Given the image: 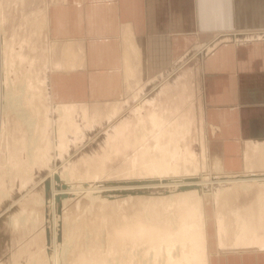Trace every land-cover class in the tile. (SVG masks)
I'll return each instance as SVG.
<instances>
[{"label": "rangeland", "instance_id": "374dc122", "mask_svg": "<svg viewBox=\"0 0 264 264\" xmlns=\"http://www.w3.org/2000/svg\"><path fill=\"white\" fill-rule=\"evenodd\" d=\"M49 1L0 0V264H53L52 212L47 202L50 195L45 197L43 184L49 181L54 168L59 177L66 173L72 184L81 182L98 187L160 176L165 180L184 174L213 177L264 172V140L243 143L233 167L209 154L207 141L212 136L203 121L197 76L192 72L180 70V76L170 72L163 83L137 87L127 84L123 99L121 96L101 102L93 97L86 99L87 90L80 88L83 83L74 90L61 89L55 92L61 97H53L47 78L58 67V61L57 43L50 38L45 19ZM215 35L218 40L225 33ZM210 43H202L191 52L193 62L208 50ZM19 84H24L28 92L22 94L23 102H29L28 106L21 104V108L25 111L30 108L34 117L40 114L38 133L35 129L29 133L12 108V96L20 93ZM97 92L93 90L94 94ZM64 98L71 101H61ZM33 106L37 107L35 111ZM32 135L38 140L33 148L27 142ZM217 160L219 165L215 164ZM60 180L52 183L54 186L64 183ZM262 185L242 190L232 184L227 190L214 191L219 192L214 197L209 194L197 197L193 190H188L178 196L182 201L173 202L175 206L167 205L168 198L157 193L149 197L145 193L118 196L108 192L91 198L83 191L70 196L68 202L58 200L54 212L58 218L55 241L64 240L69 247L66 254L58 251L56 262L237 263L241 257L228 258L227 254L264 246ZM51 190L50 186V194ZM223 190L225 195L228 193L226 196ZM191 193L196 197L189 199ZM103 194L109 196L105 198ZM165 214L167 218L176 214L177 220H168ZM172 219V223L178 224L173 226ZM174 230L180 235L176 236ZM188 243L192 251L186 250L184 257L171 254V248L181 244L179 248L184 250ZM163 244L171 252L167 259L163 257V248L167 250ZM202 250L204 260L199 257Z\"/></svg>", "mask_w": 264, "mask_h": 264}, {"label": "crops", "instance_id": "0c3cea01", "mask_svg": "<svg viewBox=\"0 0 264 264\" xmlns=\"http://www.w3.org/2000/svg\"><path fill=\"white\" fill-rule=\"evenodd\" d=\"M47 5L48 34L57 43L58 67L48 76L53 97L83 83L86 99H123L127 84L163 83L170 72H192L212 136L210 155L233 167L243 143L264 140V0H50ZM218 33L225 36L215 40ZM209 41L193 62L191 52ZM255 250L227 256L241 257L238 264H264V247Z\"/></svg>", "mask_w": 264, "mask_h": 264}, {"label": "bare ground", "instance_id": "6f19581e", "mask_svg": "<svg viewBox=\"0 0 264 264\" xmlns=\"http://www.w3.org/2000/svg\"><path fill=\"white\" fill-rule=\"evenodd\" d=\"M47 12V11H46ZM46 12H45V16H46ZM46 19V18H45ZM44 20V19H43ZM44 21H46V20H44ZM42 26V25H41ZM44 29V28H43ZM42 30V29H41ZM128 36V35H127ZM127 36H125V38L127 37ZM129 37V36H128ZM127 37V38H128ZM126 38V39H127ZM129 39V38H128ZM126 42L127 41H125V44L124 45H127L126 44ZM129 43V42H128ZM131 44H133V43H131ZM123 45V46H124ZM124 48H127V47H125L124 46ZM136 48V47H135ZM128 49V48H127ZM6 50V49H5ZM125 51V50H124ZM4 52V51H3ZM7 52V51H6ZM4 54V53H3ZM2 54V55H3ZM6 56H7V54H5ZM69 56V55H68ZM126 57V56H125ZM68 58V57H67ZM66 59V58H65ZM76 59V58H75ZM2 60H4V59H2ZM5 61V60H4ZM76 61V60H75ZM64 62V61H63ZM65 64V63H64ZM62 65V64H61ZM72 65V64H71ZM3 67V66H2ZM3 70V69H2ZM50 71V70H49ZM48 79V78H47ZM49 81V80H48ZM127 81V80H126ZM25 84V83H24ZM24 84H19V88H20V93H18V94H14L15 96H12V97H14V104L12 105V108L13 109H15V111L17 112V116H19L21 119H20V122L21 123H23V124H25L26 126H27V129H28V132L30 133V132H32V131H34V129H35V131H37L36 130V128H38L39 127V125H40V123H41V117H39L40 116V114H39V116L37 115V117L35 116H32L33 114H32V112H31V114H30V112H29V110H30V108H29V110L27 111H25V110H23L22 108H24V107H22L21 108V104H22V106H24V103H27V104H25V105H27L28 106V104H29V102H23V99H25V97L24 96H22V94H24V92L26 91L24 88ZM124 86H125V84H124ZM18 87V86H17ZM35 87V86H34ZM4 88V87H3ZM38 88V87H37ZM40 88V87H39ZM27 89V88H26ZM31 90V89H30ZM29 91V90H28ZM35 91V90H34ZM33 90H32V92H34ZM37 91H38V89H37ZM37 91H35V92H37ZM19 92V91H18ZM30 92V91H29ZM25 93H28L27 91L25 92ZM31 93V92H30ZM11 94V93H10ZM32 94V93H31ZM30 94V95H31ZM12 95V94H11ZM26 96V95H25ZM11 97V98H12ZM32 97H33V95H32ZM36 96H34V98H35ZM10 98V99H11ZM29 98H31V97H29ZM28 99V98H27ZM36 99V98H35ZM7 100V99H6ZM13 100V99H12ZM11 100V101H12ZM22 100V101H21ZM28 101V100H27ZM29 101H30V99H29ZM12 104V103H11ZM33 104H35L36 105V103H33ZM38 104V103H37ZM9 105H10V103H9ZM8 105V106H9ZM6 107V106H5ZM34 108H32V109H34V111L37 109V107H36V109H35V106H33ZM3 109V108H2ZM31 109V110H32ZM60 109V108H59ZM58 109V110H59ZM65 110V109H64ZM33 111V110H32ZM37 112V111H36ZM35 112V113H36ZM40 118V119H39ZM39 125H38V124ZM38 125V127H36ZM140 132H142L143 133V129H142V127L140 128ZM37 133H38V131H37ZM33 137H30V139H28L27 140V142H28V144H30V147H32L33 148V146L38 142V140H37V137H35V135H32ZM37 140V141H36ZM254 145V144H253ZM251 146V145H250ZM244 159V158H243ZM245 160V159H244ZM250 160H252V159H250ZM69 161V160H68ZM217 162V163H216ZM215 162V164L216 165H219V161L217 160ZM221 167V166H220ZM206 170V169H205ZM59 172V171H58ZM58 172L55 170V168L51 171V176H50V178H49V181H50V186L52 187V190H51V194L49 193V199L47 198V202H48V205H49V207H50V209H51V212H52V224H51V227H52V230H51V232H52V240H51V247H52V252H53V254H51L52 256H50L51 257V262H53V264H57V262H56V259H57V253H58V251H62V252H65V254H66V252H67V250H68V245L66 244V241H64L63 240V243H57L56 241H55V238H56V234H57V232H56V229H57V226H58V218L55 216V214H54V212H55V209H56V207H57V201L59 200H61V201H63V202H68L69 200V198H70V196H73V195H77L78 193H80V192H85L88 196H90L91 198H93V197H97V196H100L98 193H108V192H110V195H111V193H118V196L120 195V196H123V195H127V194H131V195H139V194H141V193H145V194H147V195H149V197H151L152 196V194L153 193H157L158 195L157 196H166L168 199H167V201L169 200V202H168V204L167 205H170L171 204V206H172V204H173V202H176V201H182V197H178V196H181V193H183L184 191H188V190H193L194 191V195H196L197 197L199 196V195H207V194H209L210 196H212V197H214V195H216V194H219V192L217 191V193H214V191H216V190H219V191H222V189H224V190H227V189H229V188H227V187H231V185L232 184H234V185H238V187H241L242 188V190H244V189H247V188H250L251 186H253V185H257L258 184V186H259V184H263L264 185V172L263 173H261V172H259V173H252V171L251 172H248V171H246V172H244L243 174H234V173H228V174H222V175H216V176H213V177H209V176H205V175H198L197 177H193V176H189V175H182V177H180V178H177V179H173V178H169L168 177V179H163V177H159V178H154L153 180H143V181H141V182H138V183H135V181H137V180H139V179H137V180H122L124 183H110V185H107L106 187H104V186H101V187H98V186H90V185H88V184H84V185H82V183L80 182V183H78L77 182V185L76 184H72L70 181H69V179H68V175H66V173H64L63 175L61 174V177H59V174H58ZM206 172V171H205ZM219 172V171H218ZM54 174H57V176L59 177V180L60 181H63L65 184H67V185H65V187H58L57 189L55 188V186H54V183H52L54 180V178H53V176H54ZM68 174V173H67ZM172 175V174H171ZM157 176V175H156ZM176 176H178V175H176ZM171 177V176H170ZM141 180V179H140ZM121 181V182H122ZM134 181V182H133ZM115 184H117V185H115ZM262 185V186H263ZM254 187V186H253ZM252 188V187H251ZM264 188V187H263ZM262 188V189H263ZM221 189V190H220ZM125 191L126 190V192H123V193H121L122 191ZM224 190H223V194H224ZM226 192V191H225ZM260 192V191H259ZM264 192V191H263ZM97 193V194H96ZM227 193V192H226ZM243 193V192H242ZM256 193V192H255ZM228 194V193H227ZM226 194V195H227ZM244 194V193H243ZM80 195V194H79ZM105 195V196H104ZM142 195V194H141ZM154 195V194H153ZM225 195V194H224ZM223 195V196H224ZM225 195V196H226ZM64 196H66V197H64ZM103 196L105 197V198H107L108 196L106 195V194H103ZM164 196H163V198H164ZM196 196H194V197H196ZM54 197H60L58 200H56ZM101 197V196H100ZM189 199H191V198H194L193 196H192V193L191 194H189L188 196H187ZM220 198V197H219ZM102 199V198H101ZM166 199V198H165ZM181 199V200H180ZM228 199V198H227ZM68 200V201H67ZM103 200V199H102ZM107 201V200H106ZM45 202V201H44ZM201 202V201H200ZM220 202H222V201H220ZM177 203V202H176ZM175 203V204H176ZM217 203H218V201H217ZM192 205H193V203H191ZM200 204V203H199ZM174 205V204H173ZM219 205V204H218ZM221 206H223L224 204H220ZM175 206V205H174ZM199 206V205H198ZM170 207V206H169ZM187 207H188V205H187ZM186 207V208H187ZM172 208V207H171ZM180 208H181V206H180ZM185 208V207H184ZM201 208V207H200ZM219 209H220V206L218 207ZM217 208V209H218ZM174 209V208H173ZM173 209H172V211H173ZM179 209V208H178ZM189 209V208H188ZM187 210V209H186ZM202 210V209H201ZM215 210V209H214ZM171 211V210H170ZM171 211V212H172ZM175 211H177V210H175ZM174 211V212H175ZM181 211V210H180ZM217 211V210H216ZM173 212V213H174ZM183 212V211H182ZM219 212V211H218ZM221 212H222V210H221ZM169 213V212H168ZM225 213V212H224ZM218 214V213H217ZM262 214V213H261ZM167 215L168 214H165V215H163V216H165L166 217V219H168V220H170L171 218H173L174 220H175V218L177 217H174L175 215H170L169 214V217L167 218ZM204 215V214H203ZM222 215V214H221ZM162 216V217H163ZM179 216V215H178ZM189 216V215H188ZM202 216V215H201ZM161 216L159 217V218H162ZM182 217H183V215H182ZM170 218V219H169ZM246 218H247V216H246ZM163 219H165L164 217H163ZM173 219H172V221H171V223L173 222ZM180 219V218H179ZM178 219V220H179ZM160 220V219H159ZM177 220V219H176ZM175 220V221H176ZM187 220V219H186ZM197 220V219H196ZM196 220L194 221V223H198V222H196ZM223 220V219H222ZM238 220V219H237ZM236 220V221H237ZM160 221H162V220H160ZM166 220H164V222H165ZM182 221H184V220H182ZM188 221V220H187ZM215 221V220H214ZM244 221V220H243ZM246 221V220H245ZM258 221V220H257ZM46 222V221H45ZM127 222V221H126ZM190 222V221H189ZM216 222H218V221H216ZM170 223V224H171ZM177 223V222H176ZM193 223V224H194ZM237 223V222H236ZM172 224H174V223H172ZM178 224V223H177ZM177 224H174L173 226H175V225H177ZM234 224V223H233ZM243 224V223H242ZM251 224V223H250ZM167 225V224H166ZM199 225V224H198ZM197 225V226H198ZM195 226H196V224H195ZM199 226H201V225H199ZM198 226V227H199ZM166 227V226H165ZM171 227H172V225H171ZM178 227H181V226H178ZM191 227H193V226H191ZM202 227V226H201ZM216 227V226H215ZM220 227V226H219ZM218 227V228H219ZM241 227V226H240ZM158 227H156L155 229H157ZM174 228V227H173ZM190 228V227H189ZM232 228V227H231ZM235 228V227H234ZM233 228V229H234ZM175 229V228H174ZM186 229H188V228H186ZM192 229V228H191ZM191 229H189V230H191ZM194 229V228H193ZM151 229H149V231H150ZM165 230H166V228H165ZM200 230H202V229H200ZM264 230V229H263ZM148 231V230H147ZM175 231V230H174ZM177 231V230H176ZM176 231H175V235L177 236L178 234L176 233ZM163 232V231H162ZM165 232V231H164ZM178 232V231H177ZM169 233V232H168ZM167 233V234H168ZM191 233V232H190ZM159 234V233H158ZM170 234V233H169ZM184 234V233H183ZM171 235V234H170ZM169 235V236H170ZM180 235V234H179ZM178 235V236H179ZM218 235V234H217ZM165 236H168V235H165ZM171 237H172V235H171ZM175 237V236H174ZM223 237V236H222ZM232 237V236H231ZM238 237V236H237ZM164 238V237H163ZM183 238H185V237H183ZM190 238V237H189ZM196 238V237H195ZM227 238V237H226ZM203 239V238H202ZM217 240V239H216ZM167 241V240H166ZM169 241V240H168ZM177 241V240H176ZM224 242V241H223ZM228 242V241H227ZM233 242V241H232ZM158 243V242H157ZM169 243V242H168ZM182 243L184 244V242L182 241ZM204 243V242H203ZM166 245V244H165ZM164 244H163V246H165ZM181 245V244H180ZM179 245V246H180ZM185 245V244H184ZM179 246H175V247H173V248H171L172 250H171V254L172 255H176V256H182V257H184V255H185V252H186V250H188V251H190L191 249H189V248H191L190 247V244L188 243V244H186V248L183 250V249H181V248H179ZM181 246H183V245H181ZM166 247H167V245H166ZM203 247V246H202ZM205 247V246H204ZM262 247H264V246H262ZM184 248V247H183ZM206 248V247H205ZM218 248H220V247H218ZM164 250H162L163 251V257L164 258H166V257H170V253L168 252L169 250H168V247H167V250H165V248H163ZM231 249H234V248H231ZM231 249H229V250H231ZM244 250V249H243ZM192 251V250H191ZM221 251V250H220ZM194 252V251H193ZM51 253V252H50ZM49 253V254H50ZM169 255H167V254ZM201 253L202 254H200V256L199 257H201L202 258V260H204L205 259V255H203V253H204V250H202L201 251ZM187 254V253H186ZM205 254H206V252H205ZM167 255V256H166ZM205 256L204 257V259H203V256ZM167 259V258H166ZM170 261H171V259H170ZM174 262V261H173ZM178 263V261H175L174 263ZM206 262V261H205ZM160 264H163V263H160ZM167 264V263H166ZM170 264V263H169Z\"/></svg>", "mask_w": 264, "mask_h": 264}, {"label": "water", "instance_id": "95a60500", "mask_svg": "<svg viewBox=\"0 0 264 264\" xmlns=\"http://www.w3.org/2000/svg\"><path fill=\"white\" fill-rule=\"evenodd\" d=\"M53 178H54V180L55 181H59V177L57 176V174H54V176H53ZM141 181H143V180H137V181H135V183H138V182H141ZM134 182V181H133ZM119 183H124L123 181L122 182H119ZM44 187H45V197H47L48 195H49V189H50V186H49V181H47L46 180V182H44ZM56 187H63L64 186V183H60L59 185H55ZM123 192H126V190L124 191H122L121 193H123ZM56 200H58L60 197H54ZM45 232H46V235H47V238H49L50 237V232H49V228L48 227H46V230H45Z\"/></svg>", "mask_w": 264, "mask_h": 264}]
</instances>
